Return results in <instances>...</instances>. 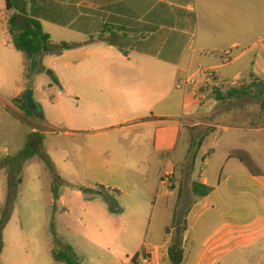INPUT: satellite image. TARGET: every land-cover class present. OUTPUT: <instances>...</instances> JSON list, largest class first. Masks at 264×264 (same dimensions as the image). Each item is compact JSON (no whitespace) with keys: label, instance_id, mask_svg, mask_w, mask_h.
<instances>
[{"label":"crops","instance_id":"obj_1","mask_svg":"<svg viewBox=\"0 0 264 264\" xmlns=\"http://www.w3.org/2000/svg\"><path fill=\"white\" fill-rule=\"evenodd\" d=\"M34 13L46 34V27L62 29L73 39L50 36L52 44L75 45L54 55V64L99 65L101 142L128 146L148 137L137 131L163 127L185 133L186 152L160 157L158 172L142 178L145 225L129 222L123 237L113 220L127 210L120 198L121 214L99 207L126 257L149 251L154 264H176L171 253L181 251L180 264H264V95H225L264 83V0H42ZM1 18L0 77L14 48ZM201 69L215 70L213 83ZM109 78L121 84L119 93L105 89ZM192 78L196 84H182ZM23 86L11 101L0 95V136L13 99L29 90ZM214 88L224 94L219 101ZM235 151L249 156L250 169L230 157ZM9 152L0 147V161Z\"/></svg>","mask_w":264,"mask_h":264},{"label":"rangeland","instance_id":"obj_2","mask_svg":"<svg viewBox=\"0 0 264 264\" xmlns=\"http://www.w3.org/2000/svg\"><path fill=\"white\" fill-rule=\"evenodd\" d=\"M0 13L7 23L11 12L2 0ZM45 30L52 40H73L62 29ZM9 51L8 71L0 77V95L11 101L24 84L33 92V102L47 124L37 126L10 114L6 129L1 131L0 147L10 150L11 159H18L20 172L12 187L6 170L0 169V221L4 222L0 264H59L52 251L67 247L81 264H131L132 255L126 257L123 252L126 245L120 239L114 242L105 226L109 220L99 207L112 212L99 190L106 189L121 209V204L127 209L121 218H113L123 237L129 222L145 225L150 215L146 213V219L141 216L149 196L142 178H152L158 172L160 157L186 152L185 133L163 127L137 131L148 137L128 142V146L101 142L99 65L69 67L61 60L54 64L53 56L58 54H46L37 59L38 67L27 80L25 56L14 48ZM107 82L106 90L120 92L118 81L109 78ZM236 82L240 83L239 79ZM249 102L242 100L243 104ZM12 112L24 115L15 104ZM30 138L33 143L29 146ZM27 151V156L21 157ZM9 199L12 209L7 214Z\"/></svg>","mask_w":264,"mask_h":264},{"label":"trees","instance_id":"obj_3","mask_svg":"<svg viewBox=\"0 0 264 264\" xmlns=\"http://www.w3.org/2000/svg\"><path fill=\"white\" fill-rule=\"evenodd\" d=\"M5 3L6 10L8 12H13V14L8 18L7 28L8 33L11 37V44L13 47L21 52L26 59V74L25 79L29 80L31 76L35 73L38 67L37 59L46 54H62L65 51L71 50L75 45L66 42L60 44H52L50 36L46 34L43 30L42 24L39 19L36 18V13H34V5L42 0H3ZM30 6L31 11L26 14V8ZM26 14V16H25ZM23 21V25H21ZM257 93L258 95H264V83H252L249 85H243L240 87H231L228 89L227 94L229 98H239L241 96ZM214 96L216 100H220L221 96L224 95L219 89L214 91ZM13 103L24 112V115L16 114L10 110L14 117L19 118L26 123H34L37 126H46L47 121L44 114L40 108L30 109L28 107V102L26 99V92L21 96L14 98ZM33 118V119H30ZM32 138L29 139L28 145L32 144ZM24 153L21 157L27 156ZM196 150L191 147L190 155H195ZM230 157L239 159L243 164H245L249 169L251 168V160L249 156L243 152L235 151L230 154ZM0 169H5L6 173L10 178V185L15 186V175L20 172L18 159H11L7 157L0 161ZM252 171V169H251ZM21 180H18V184ZM198 188V187H197ZM211 191V189L206 188L199 195H206ZM198 194V191L195 189ZM117 193V192H115ZM105 202L108 203L109 209L112 213H121V208L118 206L115 199L110 195L104 188H100L98 193ZM12 209L11 199H9L6 206V213H10ZM4 222L0 221V254L2 250V231ZM54 260L59 264H81L76 256L72 253L71 248L67 247L65 251L63 250H53L52 251ZM137 256V255H136ZM135 256V257H136ZM171 259L176 263L180 264L183 260L182 252L180 251L178 258H175L174 253H171Z\"/></svg>","mask_w":264,"mask_h":264},{"label":"built area","instance_id":"obj_4","mask_svg":"<svg viewBox=\"0 0 264 264\" xmlns=\"http://www.w3.org/2000/svg\"><path fill=\"white\" fill-rule=\"evenodd\" d=\"M0 16H1V13H0ZM199 74L202 75L205 80L207 82H211L213 83V81L215 80V77H216V72L214 69H201L199 71ZM183 85H194L196 84V81L194 78L192 79H186L185 81H183L182 83ZM237 84V83H236ZM217 88H214V91L216 90ZM153 256V254L151 252H143L139 255H137L136 257L134 256L132 261H131V264H139V263H142V264H154L153 263V260L151 259V257Z\"/></svg>","mask_w":264,"mask_h":264},{"label":"water","instance_id":"obj_5","mask_svg":"<svg viewBox=\"0 0 264 264\" xmlns=\"http://www.w3.org/2000/svg\"><path fill=\"white\" fill-rule=\"evenodd\" d=\"M32 95H33V92L31 90H28L26 92V99H27V102H28V107L30 109H36L37 105L33 102Z\"/></svg>","mask_w":264,"mask_h":264}]
</instances>
